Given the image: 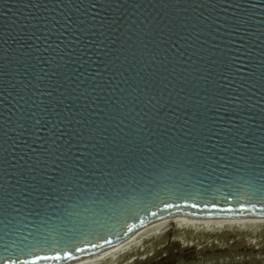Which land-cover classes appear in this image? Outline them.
<instances>
[{"label":"water","instance_id":"water-1","mask_svg":"<svg viewBox=\"0 0 264 264\" xmlns=\"http://www.w3.org/2000/svg\"><path fill=\"white\" fill-rule=\"evenodd\" d=\"M179 219H264V0H0V264Z\"/></svg>","mask_w":264,"mask_h":264},{"label":"rangeland","instance_id":"rangeland-1","mask_svg":"<svg viewBox=\"0 0 264 264\" xmlns=\"http://www.w3.org/2000/svg\"><path fill=\"white\" fill-rule=\"evenodd\" d=\"M103 264H264V227L211 231L172 228Z\"/></svg>","mask_w":264,"mask_h":264},{"label":"bare ground","instance_id":"bare-ground-1","mask_svg":"<svg viewBox=\"0 0 264 264\" xmlns=\"http://www.w3.org/2000/svg\"><path fill=\"white\" fill-rule=\"evenodd\" d=\"M184 228L193 227L197 229H207L211 231H222L224 229L233 228H251L259 230L264 227V219L261 220H194V219H179L170 223H167L141 237H138L102 256L78 263V264H103L106 257H110V260L116 261L123 254L133 251L141 247L145 241L162 236L172 228Z\"/></svg>","mask_w":264,"mask_h":264}]
</instances>
